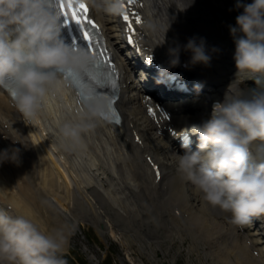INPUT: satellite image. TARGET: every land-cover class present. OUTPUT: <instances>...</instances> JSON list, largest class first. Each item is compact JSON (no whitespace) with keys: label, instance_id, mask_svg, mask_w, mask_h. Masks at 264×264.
Segmentation results:
<instances>
[{"label":"clouds","instance_id":"clouds-1","mask_svg":"<svg viewBox=\"0 0 264 264\" xmlns=\"http://www.w3.org/2000/svg\"><path fill=\"white\" fill-rule=\"evenodd\" d=\"M194 3L169 0L166 24L146 9L144 30L154 39L163 33L156 45L166 42L179 12ZM89 4L101 17L125 11L124 0H89ZM172 5L175 13L169 12ZM232 8L243 9L236 23L228 24L235 42L234 78L223 98L213 104L211 115L191 126L198 133V145L186 141L174 157L178 173L206 205L223 210L232 223L244 225L264 217V0H235ZM182 50L191 53L192 65L210 66L206 37L193 34L186 42L170 46L173 65L180 63ZM212 51L219 47L213 45ZM92 58L86 48L65 40L48 0H0V87L11 84L12 106L25 123L52 113L55 106L54 136L68 150L81 147L83 133L108 110L107 99L95 97L76 116L66 115L77 101L70 99V81L60 69H79ZM248 79H254L255 86H242ZM15 121L9 123L0 112V133L28 146L15 137L19 130ZM20 152L15 143L0 148V164L19 163ZM69 239L70 231L64 227L46 229L14 203L0 206V264H67L64 253Z\"/></svg>","mask_w":264,"mask_h":264},{"label":"bare ground","instance_id":"bare-ground-1","mask_svg":"<svg viewBox=\"0 0 264 264\" xmlns=\"http://www.w3.org/2000/svg\"><path fill=\"white\" fill-rule=\"evenodd\" d=\"M168 2L169 0H148V9H152L154 14L162 19L168 16ZM204 5L203 3L202 9L198 6L191 7V18L183 25H192L196 31L205 27L204 18L209 15L211 7L210 5L204 7ZM172 11L176 10L169 9V12ZM212 14L215 15V12L212 11ZM99 18L104 21L108 35L112 38V44L119 49L121 40L120 35L114 31L116 26L114 17L105 15ZM189 36L188 32L178 27L167 34L165 43L156 45L157 41L163 40L162 32L156 39L147 33L145 42L165 53L164 47L169 51L170 46L186 42ZM226 42H228L227 39ZM181 54L184 57L191 55L189 51L183 50ZM121 59L123 60V57ZM223 63L228 70L223 75L227 78L226 83H229V78L232 80L236 72H232L234 63L231 56ZM177 67L179 68L180 65ZM125 81L128 82L129 78H124ZM133 86L134 83L131 82L128 89ZM119 103L124 115V122L121 126L112 125L115 126L113 128L97 121L83 133V145L80 148L84 149L86 155H91L94 161L88 166L87 181H78L75 188L68 189L69 194L62 195V197L69 198V202L73 201V207L70 205V212L75 216H81L90 224H96L98 230L100 224L105 221L121 226L119 229L122 233V241L128 248L137 237L141 242L160 243L173 239L175 236L182 238L186 233L196 239L205 240L207 244L216 239L227 264H264V232L251 229L240 231L235 227L237 224L227 218V213L219 208L206 205L192 190L191 185L185 183L178 173L175 157L169 145L164 149L168 157H163L165 142L163 144L162 139L155 137L153 125L145 118L141 101L136 96L128 94L125 89ZM0 107L6 115L16 120L14 127L19 129L15 131L16 138L27 137L28 129H30L31 134H34V139L39 141L46 150L47 154L36 144L23 145V149H28L27 152L20 154V163L24 171L29 169L31 172L40 174L41 181L52 188L57 187L55 181L59 177H63L67 182L69 173L74 171L75 163L71 153L61 147L55 139L54 129L57 118L53 114L57 111L55 106L52 113H44L40 117V122L35 121L32 124L19 119L20 114L18 112L13 114L8 104L2 99H0ZM77 107L75 103L72 110L74 111ZM77 114L66 113V115ZM134 130L139 131L145 144L135 141ZM5 131L11 134L7 129ZM1 135L3 133H0ZM50 136L54 138L55 144L61 147L63 153L54 155L48 149L44 137ZM6 141L10 144L14 143L10 137L0 139V148H4L1 145H4ZM90 142H93L96 152L90 151ZM146 152L153 154L155 159L162 164L164 174L160 181L156 180L151 167L144 158ZM104 159L111 164L114 175L112 186V183L109 184L108 171L101 164V160ZM23 169L18 165L11 170L4 163L0 164V184L6 187L2 189L1 196L6 195L20 211L34 216L31 214L34 210L37 211V208L31 201L33 195L30 194L27 198L23 191L27 187L33 189V186L27 177H22ZM50 177L53 179L50 180ZM117 179L118 185L116 186ZM20 187H22L21 195H18L13 190ZM8 189L12 191V194H9ZM36 194H39L42 200L47 197L44 190ZM50 207H52V212L56 210L52 205ZM176 209L181 211L180 215L175 214ZM249 225V223L246 224V226ZM201 235L206 237H201ZM248 239L252 241L251 246L247 242ZM255 248L259 250L258 255L253 253Z\"/></svg>","mask_w":264,"mask_h":264},{"label":"snow or ice","instance_id":"snow-or-ice-1","mask_svg":"<svg viewBox=\"0 0 264 264\" xmlns=\"http://www.w3.org/2000/svg\"><path fill=\"white\" fill-rule=\"evenodd\" d=\"M139 0H124L125 11L122 13V18L126 22L127 28L130 30L128 32L127 39L132 41L133 44L136 43L133 38V34L137 32V25L143 23V17L137 10L135 5ZM59 6L63 14L68 18L64 22L68 23L70 20L74 19L81 25L83 29V35L88 40V45L86 48L92 53V59L83 67L79 69H60L66 76L74 78L77 83L83 82V73L89 71L90 68H97L101 64H106L108 67L103 70L102 75L97 71L96 73H89L92 75L93 81L96 84L109 83L113 88H116L117 82L116 77H118V69L112 63V57L107 49L106 39L103 38V33L100 31V25L95 19L91 17L89 11V5L86 0H59ZM79 48L81 46L74 45ZM10 91L12 87L9 85ZM14 95V92H13ZM103 92L89 93L88 99H93L95 97H103ZM116 93L107 96L108 109L103 115L108 117L110 114L116 121L120 120V115L115 106ZM155 114V113H154ZM137 139L139 137L137 136ZM157 175L159 174V169H156Z\"/></svg>","mask_w":264,"mask_h":264},{"label":"rangeland","instance_id":"rangeland-1","mask_svg":"<svg viewBox=\"0 0 264 264\" xmlns=\"http://www.w3.org/2000/svg\"><path fill=\"white\" fill-rule=\"evenodd\" d=\"M42 213H43V218L46 220L45 222L46 229H55V228L63 227L61 225L58 226L53 225L52 223L49 222V219L51 217L50 214L49 213L46 214L44 211ZM70 228L72 227L70 226ZM84 232L86 234V237L83 243L89 248H92V250H96L99 253L100 257H102L103 253L99 250V246H98V244H102V241L101 240L99 241L98 237L95 235L94 229L90 228L89 230H85ZM106 237H103L104 241L108 240ZM201 237H206V236L201 235ZM191 238L197 249H200V245H202V247L206 250V252L208 253L214 252V253L212 255H209L208 253L206 254L204 251H199L197 249L194 250L191 240L188 237H186L184 242L180 240H176L175 243L170 246L168 244L154 245L153 247L155 249L156 256L152 255L151 248L153 247L151 248L149 246L146 247L145 253H143L140 250H136L135 254L136 256H138L137 260L142 258L144 255L147 264H225L223 263V260L220 259L223 258L225 260V257L223 255L222 250L218 248L219 246L216 243V239H213L210 244H207L205 243V240L196 239L195 237L192 236ZM72 239H74V237H72ZM72 239H71V243H73ZM110 242H111V247L107 252V260L103 264H113V263L124 264L122 263V261H120L121 260L120 258H124L123 252L126 251V249L122 248V246L119 245L118 243H112V240H110ZM152 243H157V242H153V241L141 242L140 238L137 237L136 241L130 244V249H133L134 245H138V248H141L144 247V245L147 246L148 244H152ZM83 257L85 258V256ZM114 259L116 261H113ZM74 261L76 262L77 260Z\"/></svg>","mask_w":264,"mask_h":264}]
</instances>
